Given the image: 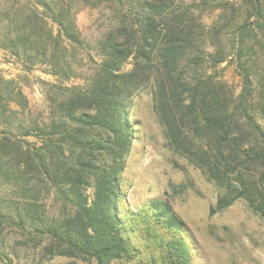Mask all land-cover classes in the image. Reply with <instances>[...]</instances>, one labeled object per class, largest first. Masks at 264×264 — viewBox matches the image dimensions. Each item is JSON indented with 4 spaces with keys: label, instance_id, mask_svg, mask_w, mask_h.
I'll use <instances>...</instances> for the list:
<instances>
[{
    "label": "trees",
    "instance_id": "16d2710c",
    "mask_svg": "<svg viewBox=\"0 0 264 264\" xmlns=\"http://www.w3.org/2000/svg\"><path fill=\"white\" fill-rule=\"evenodd\" d=\"M102 2L2 6L0 48L28 70L44 65L68 80L86 45L77 13ZM131 8L128 18L135 20L98 41L101 60L85 86L52 98L58 101L51 122L40 124L30 112L18 122L12 104L25 113L28 99L12 80L0 79V118L8 127L0 137V176L18 194L10 218L34 224L51 254L98 264L138 254L128 232L136 230L134 220L122 216L119 191L133 129L124 112L145 85L152 86L172 148L220 189L210 213L243 199L264 220V0H135ZM196 9L220 13L207 25ZM229 58L241 77L238 94L208 72ZM130 59L132 68L124 70ZM19 135H35L40 144ZM51 195L59 213L49 219ZM136 217L163 264H190L185 222L167 200L152 199Z\"/></svg>",
    "mask_w": 264,
    "mask_h": 264
},
{
    "label": "rangeland",
    "instance_id": "374dc122",
    "mask_svg": "<svg viewBox=\"0 0 264 264\" xmlns=\"http://www.w3.org/2000/svg\"><path fill=\"white\" fill-rule=\"evenodd\" d=\"M26 1L0 0V8H10L12 4ZM134 3L135 0H103L97 6L79 10L77 23L86 45L79 52L76 75L68 80L54 76L44 65L28 70L21 60L0 48V79L2 82L12 80L29 102V109L25 113L17 104H12L18 122H27L25 118L28 112L40 124L49 123L56 117V103L66 89L85 86L101 60L97 50L98 41L111 30L135 20L132 16L128 18ZM195 12L202 22L210 25L218 18L220 9H196ZM5 26L6 22L0 19V37L4 34ZM131 68L132 59L125 64L124 70ZM208 72L227 82L235 93L240 92L241 77L230 58ZM52 98L59 99L55 103ZM127 105L124 114L133 129L121 176L119 207L124 218L134 220L132 225L136 230L129 228L128 232L137 246L138 254L131 260H117L111 264H163L155 245L145 238L136 217L156 198L167 200L174 212L184 220V233L191 251L190 264H264V220L243 199L223 211L210 213L216 205L220 189L207 179L198 166L170 145L155 110L152 86L145 85L137 90ZM259 120L264 124V119ZM7 130V125L0 118V137ZM19 138L40 144L35 135H19ZM87 192L90 197L93 196L92 187ZM16 201L18 194L0 176V214H3L0 216V264H98L94 259L51 254L47 249V238L42 244L39 243L41 239L33 231L34 224L18 223L10 218ZM58 213L59 204L51 195L46 200L45 216L51 219Z\"/></svg>",
    "mask_w": 264,
    "mask_h": 264
},
{
    "label": "bare ground",
    "instance_id": "6f19581e",
    "mask_svg": "<svg viewBox=\"0 0 264 264\" xmlns=\"http://www.w3.org/2000/svg\"><path fill=\"white\" fill-rule=\"evenodd\" d=\"M257 254V253H256Z\"/></svg>",
    "mask_w": 264,
    "mask_h": 264
}]
</instances>
